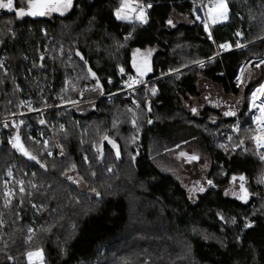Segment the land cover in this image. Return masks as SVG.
I'll use <instances>...</instances> for the list:
<instances>
[{"label": "trees", "instance_id": "1", "mask_svg": "<svg viewBox=\"0 0 264 264\" xmlns=\"http://www.w3.org/2000/svg\"><path fill=\"white\" fill-rule=\"evenodd\" d=\"M199 1L139 0L152 5L147 9V23L118 20L114 10L120 0H73V7L62 16L19 18L14 10L0 9V53L6 50L9 69L6 74L0 69V118L22 110L17 102L20 93L31 92L38 107L48 108L42 114L24 116L20 129L16 119L0 121V175L17 163V172L29 181L10 206L3 202L0 184V264H29L27 253L36 249L44 251V264H264V183L258 182L264 176V164L258 149L249 144L231 153L216 148L210 136L197 128L207 118L197 121L182 104L184 97L198 94L199 76L219 84L226 94L241 92L239 70L264 57V0H228L229 18L211 27L212 40L193 12ZM21 7L27 8V0H15V8ZM173 12L187 15L189 24L181 21L169 26ZM43 26L47 34L42 33ZM222 43L233 49L219 55ZM240 43L245 47H236ZM147 48L157 50L150 59L151 77L157 79L133 95L144 94L152 103L148 117L161 118L143 123L139 150L132 160L138 184L120 173L112 174L114 179L109 181L103 166L111 162L122 166L125 154L135 153L133 146L125 145V131L115 127L114 112L126 108L130 97H104L84 114L61 106L78 97L77 89L94 81L76 50L97 72L105 94L118 90L120 64L125 69L122 75L139 76L133 60L142 66L138 52ZM25 54L41 61L36 82L28 75L31 65ZM113 57L121 59L119 65ZM202 60L207 63L199 67ZM15 82L21 85L20 93ZM152 87L157 89L155 95L149 92ZM255 87L247 89L249 96ZM248 108L249 103L239 119L243 128L254 133L258 128ZM28 123L33 126L31 135L39 128L51 135L52 155L34 140L28 143ZM180 131L200 134L212 155L209 179L213 186L196 203L156 162L177 145ZM17 134L39 163L12 147L9 139ZM105 136L119 146V159ZM92 140L99 145L98 156ZM74 170L89 185L87 191L67 179ZM240 175L246 178V201L225 194L227 183ZM136 199L138 207L154 204L148 212L143 209V217L149 218L141 225L145 230L129 229ZM248 222L252 227H245ZM151 225L159 230L150 231Z\"/></svg>", "mask_w": 264, "mask_h": 264}, {"label": "rangeland", "instance_id": "2", "mask_svg": "<svg viewBox=\"0 0 264 264\" xmlns=\"http://www.w3.org/2000/svg\"><path fill=\"white\" fill-rule=\"evenodd\" d=\"M23 3V1H22ZM142 4V3H140ZM228 4V0H227ZM143 5V4H142ZM120 6V2L117 5L116 8ZM210 6L205 0H200L196 3L195 9V15L196 17L199 16V23L205 24L207 23L209 25V30L211 27L215 24H212L210 17L207 14V8ZM115 8V9H116ZM229 8V4H228ZM67 13V12H66ZM65 13V14H66ZM115 13V10H114ZM48 15H61L59 12H52ZM62 16V15H61ZM229 18V17H228ZM138 21L142 23L140 20L135 18V15H132L131 19H127L124 21ZM172 24L169 26H174L177 23L184 21L189 24V17L187 15H180L177 12H173L171 19ZM228 20V19H227ZM227 20H219L217 23H224ZM216 23V24H217ZM93 30V29H92ZM46 27H42V33H46ZM52 38V37H51ZM113 42V38H110ZM111 42V41H110ZM242 47H245L244 44L240 43ZM98 49L102 48L103 46L98 45ZM232 47V45H231ZM0 48H1V40H0ZM233 48V47H232ZM101 52L103 50L100 49ZM157 50L154 48H147L144 50V52H138L141 55L139 56L140 62H142V66L145 60L150 61L151 57ZM6 50L1 51L0 53V69L5 74L9 71L7 66V60H8V54L5 53ZM25 58L27 59V62L29 65H31V68L28 69L29 76L31 82H36V76L38 72H36L37 67L40 65V59H31L27 54H25ZM115 58V57H113ZM111 60V57L109 58ZM117 57L114 59V64L119 65V60ZM264 59V57H263ZM262 60V59H261ZM102 61V60H101ZM112 62V60H111ZM257 64V63H256ZM246 65L243 68H241L238 72V76L240 77V80L238 81V84L241 85V92L238 95H230L226 94L222 87L219 84H216L209 79H207L204 76H199L197 80V87H198V94L196 96L188 95L187 97L183 98V106L188 110L191 117H194L198 120L207 118V122L203 125H197L201 131L200 134H207V136H210L212 140V144L218 149L223 150L224 152L231 153L232 151L239 150L242 146H245V144L255 145V141L252 139L254 136L260 134V125L256 121V117L259 116V108L258 107H252V100H250L251 93L256 91L264 83V64L260 65V68L255 67V65ZM123 67L121 64L118 66V68ZM124 68V67H123ZM38 70V69H37ZM120 70V69H119ZM176 71H173V73ZM172 73V72H171ZM261 81V82H260ZM17 87L18 92H21V85L17 82L14 83ZM32 84V83H31ZM258 84V85H257ZM33 85V84H32ZM256 85V87L251 91L250 96L247 93V89L250 86ZM149 92L152 93V88H149ZM84 90V91H82ZM77 93V98L74 100H71L69 102H63L61 106H65L67 108L73 107L76 109L79 113H88L92 111L98 103L100 99H102V95L104 92L101 91L97 87V84L93 81L92 85H85L81 87ZM81 95V96H80ZM109 99V98H108ZM134 101L136 103H134ZM18 105L19 108L22 109L17 114L1 117L0 121L3 122H10L12 119H16L15 125H17L18 129H20L21 121L24 122V116L30 114H42L46 109L48 108H41L38 107L35 104V100L33 97V94L31 92H27L24 96L20 93V99H18ZM249 103L248 111L252 112V120L256 124V127L258 128V131L251 132L248 128H243L241 126V121L239 119V116L241 112L244 111L246 108V104ZM251 103V105H250ZM257 104V103H256ZM152 103L149 100L145 99L144 94L139 95H132L130 96V100L128 102V105L126 108L116 109L114 114L117 119L115 122L116 130L123 129L125 131V145L127 148H133L135 151L134 154L127 153L125 154V164H122V166H117L114 162L108 163V165H105L103 167L104 171L109 172L110 176L108 179L109 181H112V174L120 173L125 178L127 177L129 180L135 181V184H138L137 177L135 174V170L132 166V159L131 157L134 155L135 158L137 156L136 152L139 150V142L142 135L143 130V123H148V120H151L152 123L154 120H159L161 118V115H157L155 117H148V109H151ZM125 107V106H124ZM195 108L196 112L194 113L192 109ZM206 117L205 110H207ZM38 110V111H37ZM225 112H235L234 116H225ZM22 118V119H21ZM43 119V117H41ZM141 118V119H140ZM145 118V119H144ZM133 119L136 121V125L133 126ZM78 121V119H75ZM141 120H145L144 122H141ZM233 120V121H231ZM125 124V125H124ZM28 126V143L30 144L33 140L40 144L44 149H47V153H51V155L54 153V149L51 146L52 139L51 135L49 136L44 129L39 128L37 130L36 135H31L30 131H32L33 126L32 124H27ZM124 126V127H123ZM238 128V131L234 130ZM190 134L186 133V131L181 132L177 135L178 138L176 139L177 145L173 146L171 149H167L166 152L162 156H160L158 159H156V162L161 170L165 171L166 173H169L175 177V179L182 185V187L187 191L188 196L192 203H196L198 201V198L203 195L211 186L208 185L207 181L209 179V174L212 170V155L207 149V147L203 144L202 136L200 134ZM241 137V139H239ZM190 138V139H188ZM231 138V139H230ZM32 140V141H31ZM135 140V142H133ZM243 141V143H241ZM46 142V143H45ZM92 145L93 152L96 156L99 155V145L95 141H90ZM223 145V147L221 146ZM179 146V147H177ZM125 147V148H126ZM257 149V147H256ZM261 152H259V151ZM258 156L260 157L261 154H264V148L258 149ZM61 151V150H60ZM128 152V151H127ZM185 153L186 155L181 156V153ZM196 155L199 157L198 160L189 161L188 157ZM87 156V161L89 162L90 157L89 155L85 154ZM261 160V158H260ZM264 164V160H261ZM17 163H13L10 165L6 171L0 175V184H1V190L3 192V202L5 206H10L12 204L13 200L19 196L20 194H23L26 191V186L29 183V181L26 180L25 176H23L21 173L17 172ZM111 168V171H108V169ZM9 172L11 175H9ZM220 173V172H219ZM223 174V173H222ZM221 174V176H223ZM69 176L72 177L70 181H72L74 184H76L80 190L87 191L89 189V185L86 183L85 179H83L79 174L77 170H74L69 174ZM114 179V178H113ZM75 181H79V183H76ZM228 185L225 186V192L227 195L232 197H238L240 193L239 184L240 181L237 178L236 181L231 180L227 183ZM245 184V182H244ZM246 185V184H245ZM204 187L205 192L198 193L195 191L190 192V189H195L199 187ZM21 188H23V191H21ZM95 194V192H92ZM144 207H138V199L135 200L131 204V221H130V227L129 229L135 230L136 227L143 228L144 230L146 227H142V224H145L149 218L143 217V209L145 212L150 211V207L154 206V204H146L143 205ZM145 216V215H144ZM158 225H151L150 231H158L159 228H157ZM148 229V228H147ZM149 233H154L150 232ZM28 232L32 234L34 232V227L32 225L29 226ZM153 234H151L152 236ZM150 236V237H151ZM40 251L42 254V258L33 257L32 261L30 262L28 259L29 264H44V251L42 249H36L31 252Z\"/></svg>", "mask_w": 264, "mask_h": 264}, {"label": "snow or ice", "instance_id": "3", "mask_svg": "<svg viewBox=\"0 0 264 264\" xmlns=\"http://www.w3.org/2000/svg\"><path fill=\"white\" fill-rule=\"evenodd\" d=\"M193 3H195V0H193ZM72 7H73V0H27V8L26 9L24 7L17 9V8H15V0H6V2H5V0H0V9H8L9 11L14 10L16 16L19 18H22L26 15L27 16H33V17L44 16V15H48L52 12H59L61 15H64ZM151 7H152L151 4H147V5L140 4L139 0H120V6L115 9L114 14L118 20L131 19L132 15H135L136 19L140 20L142 23H147V21H148L147 9L151 8ZM193 12L194 13L196 12L195 8L193 9ZM207 14L210 17L212 24H216L219 20H227L229 17V8H228L227 0H211V4L207 8ZM196 19L199 20L200 17L197 16ZM168 23L171 25L172 20H169ZM204 29L208 33V39L212 40V33H211V31H209V25L207 23L204 24ZM236 35L242 36L243 33L237 32ZM129 38H130V36L125 37L126 40ZM218 47L220 49H223V50H228L231 48V44L222 43ZM236 47L239 48L242 46L240 44H237ZM136 51L138 52L139 49H137ZM76 55L80 56L81 54L79 53V51H77ZM134 55H135V53H134ZM81 59H83L82 56H81ZM211 59L212 58L210 57L209 61H211ZM199 63L201 64V66H203L204 62L200 61ZM261 64H264V59L260 60L255 65V67L260 68ZM133 67L137 68V72L139 73L140 76H143L147 72L151 71V67L148 65L147 60L144 61L143 66L141 67V66L136 65V62L134 59L133 60ZM124 71H125V69L123 67H121L120 72L123 73ZM170 71H173V70H170ZM174 71L178 72L179 70L176 69ZM88 72L96 80L97 87L99 89H101V91H102L103 86L100 84L99 77L96 75L95 72L92 71L91 68L88 69ZM237 80H240L239 76L237 77ZM108 82L111 83V80L109 79ZM132 83L133 84L139 83V81L133 80ZM131 86H132V84L128 85V87H131ZM156 91H157V89L153 88L152 94L155 95ZM258 93L260 95L264 96V84L260 85V87L258 89H256V91H254L252 94L251 100H252V107H254V108L257 107L256 101L258 99V96H257ZM134 103H136V102L134 101ZM258 107H259L260 115L258 117H256V121L260 125V134L254 136L252 139L255 141L257 149H261V148H264V103H260L258 105ZM149 111H150V108H149ZM192 111L195 113L196 109L193 108ZM224 115L225 116H234L235 112H225ZM21 123H23V121H21ZM40 123L44 124L46 122L44 120H40ZM132 123H133V126L136 125L135 119H133ZM148 123L151 124L152 121L148 120ZM4 126L8 127L7 124H5ZM61 127H63V126H61ZM234 130L238 131V128H236ZM104 140L108 141V143L111 144L112 148L116 149L115 155H116V158L119 159L120 158L119 146L114 141L110 140L107 136L104 137ZM133 142H135V140H133ZM9 143L12 145V147L14 149L21 152L24 156H26L29 159L39 163V160L37 159V157L32 155L24 147L23 143L21 142L20 136L18 134L14 138H10ZM241 143H243V141H241ZM221 146L223 147V145H221ZM177 147H179V146H177ZM48 154L51 155V153H48ZM61 154L63 155V152H61ZM180 155L184 156L186 154L182 152ZM260 158H261V160H264V154H261ZM84 159H85V161H87V156H85ZM131 159L135 160V156L133 155L131 157ZM188 159H189V161H194V160H198L199 157L196 155H192V156L188 157ZM40 166H41V168H46V166L44 164H41ZM73 167H75V165H73ZM111 170H112L111 168L108 169V171H111ZM9 175H11L10 172H9ZM92 175L95 176V173H92ZM67 179L71 180L72 177L68 176ZM232 179H233V181H236L237 177L233 176ZM238 179L240 181L239 189H240V193H241L238 196V198L246 201L248 196H249L248 190L244 184V181L246 178H245V176L240 175ZM75 182L79 183V181H75ZM258 182L264 183V176H261ZM207 183L209 186H213V181L208 180ZM21 191H23V188H21ZM92 191L95 192L96 196L101 195L98 191H96V189H92ZM189 191L190 192L195 191L198 193H203V192H205V188L201 186L199 188L190 189ZM225 194H227V193H225ZM220 218L223 219V216H221ZM233 223H235L234 219H233ZM245 227H249V228L252 227L251 222L246 223ZM27 256H28V259L30 262L32 261L34 256L38 257V258H42V254L39 250L36 252H28ZM9 259H11V257H9Z\"/></svg>", "mask_w": 264, "mask_h": 264}, {"label": "built area", "instance_id": "4", "mask_svg": "<svg viewBox=\"0 0 264 264\" xmlns=\"http://www.w3.org/2000/svg\"><path fill=\"white\" fill-rule=\"evenodd\" d=\"M208 4H211V0H205ZM231 49H233L232 47L228 50H220L219 55H222L223 53H226L228 51H231ZM203 66H201V64L198 62L197 65L199 67H204L205 64L207 63V60H202ZM120 76V83H119V88L118 90H116L115 92L112 93H103L101 98H112L116 95H125L126 97H130L132 96L136 91H138V89L142 88V87H146L149 84L153 83L157 78H143L141 76H134V75H122L121 73L119 74ZM131 78V79H130ZM133 80H138L139 83H135L133 84L132 81ZM129 84H132L131 87H128ZM264 84V83H263ZM253 92L251 93L252 96ZM251 100V98H250ZM251 105V103H250ZM259 108V107H258Z\"/></svg>", "mask_w": 264, "mask_h": 264}, {"label": "water", "instance_id": "5", "mask_svg": "<svg viewBox=\"0 0 264 264\" xmlns=\"http://www.w3.org/2000/svg\"><path fill=\"white\" fill-rule=\"evenodd\" d=\"M77 51H79V53L81 54L80 56H78L80 59H81V56L83 57V59H81L82 61H84L85 63H86V68H87V71H88V69L89 68H91L92 69V71L93 72H95L96 73V75L98 76V74H97V72L91 67V65H90V63L88 62V61H86V58H85V56H84V54H82V52L80 51V50H76V52ZM148 65L151 67V71H149V72H147L145 75H143V76H141V77H143V78H149V77H151V75H152V73H153V67H152V64H151V61H148ZM136 72H137V69H136ZM88 74H89V76H90V78L92 79V80H94V82H95V84H96V80L91 76V74L88 72ZM137 74L139 75V73L137 72ZM140 76V75H139ZM99 77V76H98ZM99 80H100V78H99ZM100 84L103 86V84H102V82H101V80H100ZM102 92H104V88L102 87ZM81 96V95H80ZM21 139V138H20ZM21 142H22V139H21ZM19 152V151H18ZM21 153V152H20ZM22 154V153H21Z\"/></svg>", "mask_w": 264, "mask_h": 264}, {"label": "bare ground", "instance_id": "6", "mask_svg": "<svg viewBox=\"0 0 264 264\" xmlns=\"http://www.w3.org/2000/svg\"><path fill=\"white\" fill-rule=\"evenodd\" d=\"M257 96H258V99H257L256 103H257V107H258V105L260 103H264V96L260 95L259 93L257 94ZM259 115H260V112H259Z\"/></svg>", "mask_w": 264, "mask_h": 264}, {"label": "flooded vegetation", "instance_id": "7", "mask_svg": "<svg viewBox=\"0 0 264 264\" xmlns=\"http://www.w3.org/2000/svg\"><path fill=\"white\" fill-rule=\"evenodd\" d=\"M142 67V66H141ZM136 68V67H135ZM137 69V68H136ZM84 91V90H83ZM95 108V107H94Z\"/></svg>", "mask_w": 264, "mask_h": 264}]
</instances>
